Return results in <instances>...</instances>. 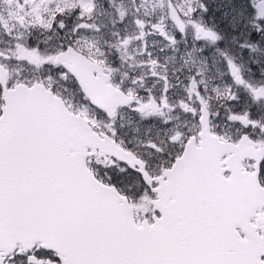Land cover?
<instances>
[{"label": "snow or ice", "instance_id": "obj_1", "mask_svg": "<svg viewBox=\"0 0 264 264\" xmlns=\"http://www.w3.org/2000/svg\"><path fill=\"white\" fill-rule=\"evenodd\" d=\"M0 264H264V0H0Z\"/></svg>", "mask_w": 264, "mask_h": 264}]
</instances>
